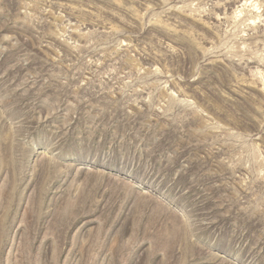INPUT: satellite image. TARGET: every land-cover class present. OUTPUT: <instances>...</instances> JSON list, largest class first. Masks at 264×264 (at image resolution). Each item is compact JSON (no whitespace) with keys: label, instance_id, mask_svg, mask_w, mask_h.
<instances>
[{"label":"rangeland","instance_id":"rangeland-1","mask_svg":"<svg viewBox=\"0 0 264 264\" xmlns=\"http://www.w3.org/2000/svg\"><path fill=\"white\" fill-rule=\"evenodd\" d=\"M0 264H264V0H0Z\"/></svg>","mask_w":264,"mask_h":264}]
</instances>
